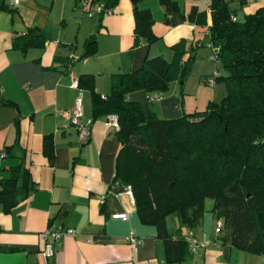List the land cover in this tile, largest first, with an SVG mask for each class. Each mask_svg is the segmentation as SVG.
I'll return each instance as SVG.
<instances>
[{
    "label": "crops",
    "instance_id": "crops-1",
    "mask_svg": "<svg viewBox=\"0 0 264 264\" xmlns=\"http://www.w3.org/2000/svg\"><path fill=\"white\" fill-rule=\"evenodd\" d=\"M17 1L16 6H10L13 11H0V90L4 98L16 103V107L0 105V175L7 176L8 167L21 161L20 154L4 156L2 151L13 143V123L19 117L24 164L30 169L35 188L9 213L0 204V264H264V256L214 239L218 221L210 211L212 203L202 223L191 230L204 245L181 262H166L165 243L157 236L156 227L140 222L133 196L114 176L120 146L115 129L107 127L106 116L93 119L90 92L71 85L80 73H91L96 90L105 95L110 91L112 73L141 67L147 55L169 58V45L181 39L187 45L195 44L198 38L203 43L207 36L204 29L188 22L178 11L170 12V23L165 22L159 0H142L139 7L151 11L153 32L162 38L135 46L130 0H118L103 15L90 17L79 9V0ZM93 1L106 7L107 0ZM176 1L187 12L193 5L208 8L211 0H188L192 2L189 7ZM230 1L238 19L240 13L243 18L264 6V0ZM29 27L44 36L43 45L13 46V36ZM92 33L97 50L85 56V41ZM172 87L170 93L133 91L129 99L160 117H178L184 108L176 85ZM157 93L161 98L151 100L150 95ZM79 96L82 121H91L85 142L64 115ZM45 134L53 138V165L42 154ZM118 214L127 217H116ZM168 217V233L184 235L188 229L179 230L178 218ZM47 228H70L74 233L54 241L52 236H43ZM48 242L54 252L45 257Z\"/></svg>",
    "mask_w": 264,
    "mask_h": 264
},
{
    "label": "trees",
    "instance_id": "trees-1",
    "mask_svg": "<svg viewBox=\"0 0 264 264\" xmlns=\"http://www.w3.org/2000/svg\"><path fill=\"white\" fill-rule=\"evenodd\" d=\"M117 1L107 0L106 9L111 10ZM130 1L134 45L160 40L152 29L151 11L139 7L142 0ZM159 2L165 22H169L170 12L178 11L204 29L208 45L226 71L213 78L226 83V95L219 103L210 101L203 110L174 118L160 117L129 99L133 91L164 92L171 82L182 83L191 70L194 50L202 45L199 38L189 46L184 39L170 44L169 58L147 55L141 67L112 73L110 91L105 95L96 90L93 74L80 73L78 86L90 92L92 118L114 113L119 121L114 176L130 187L140 222L156 227L157 236L165 243L166 262H181L194 254L186 236L195 237L191 230L202 223L207 198L212 201L210 211L220 222L214 239L264 256V6L238 19L230 0H211L205 9L193 5L187 12L176 0ZM2 10L13 11L8 0H0ZM44 39L37 29L29 27L14 35L12 42L23 49L30 44L42 46ZM84 46L83 55L95 54L94 33ZM0 105L16 107L1 90ZM19 120L16 117L13 123V143L2 150L4 156L20 154L21 159L8 167L7 176L0 175V204L6 213L35 188L24 164ZM42 154L54 164L51 134L43 136ZM171 215L178 218L179 230L188 229L184 235L168 233L166 218Z\"/></svg>",
    "mask_w": 264,
    "mask_h": 264
},
{
    "label": "rangeland",
    "instance_id": "rangeland-1",
    "mask_svg": "<svg viewBox=\"0 0 264 264\" xmlns=\"http://www.w3.org/2000/svg\"><path fill=\"white\" fill-rule=\"evenodd\" d=\"M180 3H184L188 7L192 4L188 0H180ZM155 12L159 13V10L156 9ZM160 12L162 15L161 9ZM86 14L89 16L88 12ZM239 19H242L241 13L239 14ZM187 46H189V43ZM213 55V48L208 45V37L206 36L203 38L202 45L196 47L194 50L191 70L182 83L173 81L170 83L169 89L164 91L165 93H170L173 89L172 86L176 85L184 112L203 110L210 101L219 103L226 95V83L224 81L218 82L213 80L216 74H226L221 63L217 59L212 58ZM211 202V199L207 198L205 202L206 207H209ZM169 219L167 217V220Z\"/></svg>",
    "mask_w": 264,
    "mask_h": 264
},
{
    "label": "built area",
    "instance_id": "built-area-1",
    "mask_svg": "<svg viewBox=\"0 0 264 264\" xmlns=\"http://www.w3.org/2000/svg\"><path fill=\"white\" fill-rule=\"evenodd\" d=\"M80 1V5L81 8L88 12L89 16H92L94 14H101L103 15L104 13H106L107 10L106 7L101 6L100 4H98L97 2H94L92 0H79ZM18 3L17 0H8V4L9 6H16ZM212 58H215V55L212 56ZM73 87H78L77 85V81L73 80L72 84ZM155 98H161V94H156L154 96H151L150 99L154 100ZM83 109H82V98L79 96L76 98L74 105L71 109L67 110L64 112V115L66 116V118L68 119L69 123L71 125H75L77 127V131L79 134V139L81 142H85L87 141V139L89 138V124H90V120L87 122H83L82 121V115H83ZM106 125L108 128H113L115 130L119 129V121L117 118V115L112 113L109 114L107 116V120H106ZM126 192L132 196V192L130 187H126ZM116 217H120L122 219H126L127 215L126 214H118L115 215ZM220 224V222L218 223ZM73 234L74 233V229H66L65 231L63 230H54L52 228H47L46 231L44 232L43 236L45 238H47L48 236H52L53 240H58L60 239V237H62L63 234ZM187 238V242H188V248L189 251L191 253H196L200 247H202L204 245V243L199 242L193 235L188 234L186 236ZM54 252V247L51 244V242H48L45 245V249L43 254L45 255V257H50Z\"/></svg>",
    "mask_w": 264,
    "mask_h": 264
},
{
    "label": "bare ground",
    "instance_id": "bare-ground-1",
    "mask_svg": "<svg viewBox=\"0 0 264 264\" xmlns=\"http://www.w3.org/2000/svg\"><path fill=\"white\" fill-rule=\"evenodd\" d=\"M215 55V54H214ZM76 59H77V57H75ZM214 59H216V57L214 58ZM76 81H77V79H75ZM210 81H211V79H210ZM77 85H78V81H77ZM79 87V86H78ZM77 87V88H78ZM76 88V87H75ZM157 94H159V93H157Z\"/></svg>",
    "mask_w": 264,
    "mask_h": 264
}]
</instances>
